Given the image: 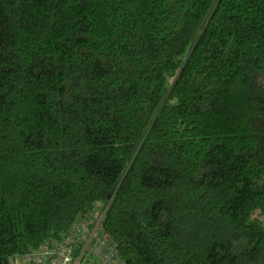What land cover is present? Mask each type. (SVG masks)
Here are the masks:
<instances>
[{
  "label": "trees",
  "instance_id": "obj_1",
  "mask_svg": "<svg viewBox=\"0 0 264 264\" xmlns=\"http://www.w3.org/2000/svg\"><path fill=\"white\" fill-rule=\"evenodd\" d=\"M263 216L264 0H0V264L99 218L124 264H264Z\"/></svg>",
  "mask_w": 264,
  "mask_h": 264
},
{
  "label": "built area",
  "instance_id": "obj_2",
  "mask_svg": "<svg viewBox=\"0 0 264 264\" xmlns=\"http://www.w3.org/2000/svg\"><path fill=\"white\" fill-rule=\"evenodd\" d=\"M100 219L90 229L83 223L75 224L64 236L63 243L59 244L61 248L67 247L68 252L57 251L60 254L58 264H124L116 245L98 229ZM74 249L76 253L73 256L70 252ZM32 259L29 252L18 253L11 257L9 264H30Z\"/></svg>",
  "mask_w": 264,
  "mask_h": 264
},
{
  "label": "rangeland",
  "instance_id": "obj_3",
  "mask_svg": "<svg viewBox=\"0 0 264 264\" xmlns=\"http://www.w3.org/2000/svg\"><path fill=\"white\" fill-rule=\"evenodd\" d=\"M263 221H264V216H263Z\"/></svg>",
  "mask_w": 264,
  "mask_h": 264
}]
</instances>
